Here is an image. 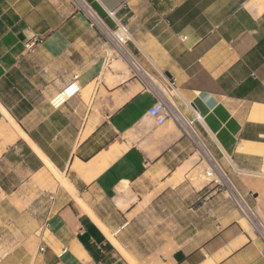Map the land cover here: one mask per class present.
I'll use <instances>...</instances> for the list:
<instances>
[{
  "label": "crops",
  "instance_id": "1",
  "mask_svg": "<svg viewBox=\"0 0 264 264\" xmlns=\"http://www.w3.org/2000/svg\"><path fill=\"white\" fill-rule=\"evenodd\" d=\"M88 2L125 29L146 70L174 82L264 223V0ZM124 62L111 64L72 0H0V264H264L233 200L189 178L204 162L175 122L149 116L156 94ZM75 76L80 94L53 107Z\"/></svg>",
  "mask_w": 264,
  "mask_h": 264
},
{
  "label": "built area",
  "instance_id": "2",
  "mask_svg": "<svg viewBox=\"0 0 264 264\" xmlns=\"http://www.w3.org/2000/svg\"><path fill=\"white\" fill-rule=\"evenodd\" d=\"M78 10L83 11L90 23L91 26L98 25L94 19L88 14L87 10L91 9L95 12L102 20V26L98 25L101 32L115 45V50H117L118 54H121L126 60L129 62L134 75L142 79L146 84H148L151 89L156 94L155 103L149 108L148 114L149 116L155 120L157 124H164L167 120H171L175 122L183 131V134L187 136L192 142L195 151L199 152V146L197 144V139L202 138L200 132L196 127V120L188 117L186 113L179 107V105L174 100V82H170L169 84L162 83L160 80L156 79L148 70L144 68V66L138 61L134 53L128 48L129 35L125 31L124 28L118 27H110L104 18L96 11V9L91 5L88 0H72ZM83 6V7H82ZM133 60H136L142 65V70L133 66ZM152 76H151V75ZM156 80H155V79ZM82 91V85L79 82L78 76H75L73 80H71L68 84H66L59 92L64 95L63 100L51 98V105L55 108L61 107L70 99L76 97ZM203 139V138H202ZM200 158H202V154H200ZM211 162V172H208V176H212L214 172H218L220 175L223 174L226 177H229L226 170L221 166L219 161L214 157ZM208 184H221L226 186V192H228V197L233 200L238 209L239 213L250 222L253 226L257 236L261 238L264 243V223L259 218L254 208L247 200L246 196L242 194L239 189L233 184V189L236 192L234 194L233 190L229 188L224 182L217 181L213 179L209 181ZM45 226H48V221L46 220ZM41 251L45 250V247H40ZM262 255H264V248L262 249Z\"/></svg>",
  "mask_w": 264,
  "mask_h": 264
},
{
  "label": "bare ground",
  "instance_id": "3",
  "mask_svg": "<svg viewBox=\"0 0 264 264\" xmlns=\"http://www.w3.org/2000/svg\"><path fill=\"white\" fill-rule=\"evenodd\" d=\"M83 7V6H82ZM88 14L94 19V21L102 26L103 22L101 20V18L95 13L93 12L91 9L87 10ZM122 57V56H121ZM122 59H125V57H122ZM128 62V61H127ZM133 66L142 70V65L137 62L136 60H133ZM151 75V74H150ZM152 76V75H151ZM155 79V78H154ZM156 80V79H155ZM175 94V93H174ZM56 98V99H59L60 100H63L64 98V95L63 94H57L56 96L53 97V99ZM11 118V117H10ZM13 121V119H11ZM13 125L14 127L16 128V130L18 132H20L22 135L25 136V133L20 129V127L18 126L17 123H15L13 121ZM15 130V129H14ZM33 148L44 158V160L46 161L47 165L52 169V171L55 173V175L60 179V182L62 184V186H64L73 196L76 197V199L82 203V201L77 197L76 193H75V190L73 188V185L71 184V182L63 175L62 172H60L47 158L46 156L43 154V152L33 143H31ZM197 144L199 146V152L200 154H202V158H204V165L206 163L207 166H204V168H201L203 169L205 172L203 173L204 176L208 177L209 178V181L213 180V179H216L217 181H221V182H224L226 185L229 186V188L231 190H233L234 194H236V192L234 191V187H233V182L231 180L230 177H226L224 176L223 174H219L218 172H214L212 174V176H208V172H211L212 170V166H211V162L213 159H214V155L212 154V152L209 150L206 142L200 138V139H197ZM82 164V163H81ZM80 166V165H79ZM203 174L201 173L200 176H203ZM198 184V182L196 181V185ZM83 205V204H81ZM83 207V206H82ZM85 209V208H84ZM88 210V208H86ZM90 212V211H89ZM93 219L96 221V223L99 225V227L102 228V230L106 233V235L108 236V238L118 247L120 248V250L128 257L131 259V257L129 256V254L123 249L122 245L119 243L118 239L116 238L115 234L110 232V230L106 227V225L101 221L99 220L95 215H93L91 213ZM120 252V251H119Z\"/></svg>",
  "mask_w": 264,
  "mask_h": 264
},
{
  "label": "rangeland",
  "instance_id": "4",
  "mask_svg": "<svg viewBox=\"0 0 264 264\" xmlns=\"http://www.w3.org/2000/svg\"><path fill=\"white\" fill-rule=\"evenodd\" d=\"M93 28L96 29V31L98 32V35L102 37V40L107 45V48H108V56L110 58V62L112 61L111 64L114 65L115 63H117V64H120V66L122 68H124L125 70H130V68L127 65V63L124 62L125 60L122 59L123 56L121 54H118L117 50H115V48H116L115 45L111 41H109V39L101 32L99 26L98 25H94ZM116 60H120V62L118 63V62H116ZM199 157H200V155L197 152L196 159L199 158ZM199 163H202V165H203L202 158H200ZM205 166H207L206 163H205ZM201 168H202V166L198 167L196 170H194L189 175V178L192 180V182L195 183V185H196V181L198 182V184L196 186H199L200 183H207V182H209V178L206 177V176H204L203 173L205 171L203 169H201ZM201 173L203 174V176H200ZM215 186L217 188H219L221 191H224L227 194V196H228V192H226V186L221 185V184H217V185L215 184Z\"/></svg>",
  "mask_w": 264,
  "mask_h": 264
}]
</instances>
